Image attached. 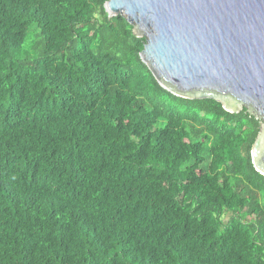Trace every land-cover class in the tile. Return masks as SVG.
Instances as JSON below:
<instances>
[{
  "label": "trees",
  "instance_id": "16d2710c",
  "mask_svg": "<svg viewBox=\"0 0 264 264\" xmlns=\"http://www.w3.org/2000/svg\"><path fill=\"white\" fill-rule=\"evenodd\" d=\"M106 1L0 0V264H264L260 120L164 88Z\"/></svg>",
  "mask_w": 264,
  "mask_h": 264
},
{
  "label": "water",
  "instance_id": "95a60500",
  "mask_svg": "<svg viewBox=\"0 0 264 264\" xmlns=\"http://www.w3.org/2000/svg\"><path fill=\"white\" fill-rule=\"evenodd\" d=\"M105 9L146 37L141 58L164 88L264 120V0H107ZM262 138L252 160L264 175Z\"/></svg>",
  "mask_w": 264,
  "mask_h": 264
},
{
  "label": "rangeland",
  "instance_id": "374dc122",
  "mask_svg": "<svg viewBox=\"0 0 264 264\" xmlns=\"http://www.w3.org/2000/svg\"><path fill=\"white\" fill-rule=\"evenodd\" d=\"M242 109V108H241ZM252 113V112H251ZM261 122V129H260V135L263 136L262 138V142H264V120L262 118H258ZM260 172V171H259ZM261 173V172H260ZM229 219V215L227 217H225V220L227 221Z\"/></svg>",
  "mask_w": 264,
  "mask_h": 264
}]
</instances>
